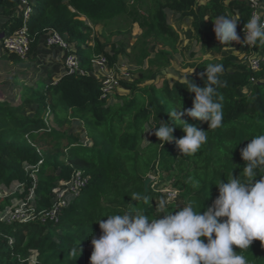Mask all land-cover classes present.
<instances>
[{"label": "trees", "instance_id": "1", "mask_svg": "<svg viewBox=\"0 0 264 264\" xmlns=\"http://www.w3.org/2000/svg\"><path fill=\"white\" fill-rule=\"evenodd\" d=\"M132 1L32 0L27 57L52 28L74 45L86 73L64 72L56 82H22L19 99L2 95L10 81L18 85L19 77L0 86V190L6 192L0 197V264H32L33 258L36 264H90L91 238L101 234L100 219L132 207L153 217L162 214L152 189L143 197L144 180L150 174L162 178L172 164L186 171L189 188L185 203L169 202L168 207L175 211L196 199L201 206L205 204L203 211L218 196L214 181L227 182L232 171L239 176L245 166L240 149L253 136L264 133V44L257 42L254 48L263 57L259 70L237 61L234 55L202 58L194 52L195 61L187 66L193 72L176 80L167 78L161 84L147 83L152 74L169 68L172 56L179 52L181 34L170 22V12L192 19L193 39L201 48L208 53L221 52L225 46L216 39L212 20L219 15L239 16L237 33L243 40L244 23L252 14L248 0ZM19 5L20 0H0V14L8 18L0 33L11 35L23 26V18L16 12ZM143 7L145 16L140 15ZM90 23L102 26L107 36H126L133 23H139L143 32L131 53L124 41L114 43L108 51L106 42L93 36ZM132 52L139 66L149 62V74L123 82L131 91L117 95L115 102L110 101L115 95L103 98L101 81L92 73V60L104 54L115 67L121 56ZM4 56L15 63L24 59L8 52ZM208 63H222L225 69L219 75L224 86H217L223 96L222 126L209 129L207 122L183 117L208 131L207 142L195 155L181 156L175 141L162 145L146 132L159 126V120L167 122L172 108L192 107L195 94L189 93L187 86L192 80L204 86L200 74ZM31 107H35L32 115ZM173 135L179 139L185 133L177 128ZM76 172L88 177V182L56 218L45 217L53 207L57 183L70 180ZM194 179L201 181L199 187L193 185ZM133 194L141 199L132 200ZM25 199L28 205L33 203L29 207L33 219L3 218L15 201ZM244 254L252 264H264V245L259 240Z\"/></svg>", "mask_w": 264, "mask_h": 264}, {"label": "clouds", "instance_id": "2", "mask_svg": "<svg viewBox=\"0 0 264 264\" xmlns=\"http://www.w3.org/2000/svg\"><path fill=\"white\" fill-rule=\"evenodd\" d=\"M212 21L216 39L223 46H232L233 42L264 44V20L258 14L244 23L243 40L237 33L239 16L219 15ZM205 66L200 74L204 86L193 80L187 86L189 93L195 94L192 107L172 108L167 122L159 120V126L146 132L155 135L162 145L175 141L181 156L195 155L207 142L208 131L183 117L207 122L209 129L222 126L223 96L217 86H224L219 80L224 65ZM177 128L185 133L179 139L173 135ZM240 154L245 162L241 174L234 176L232 171L227 182L214 181L218 196L203 211L205 204L201 206L196 199H189L175 211L161 199L159 216L132 207L100 219L101 234L91 238L90 264H252L244 253L255 240L264 245V133L253 136ZM200 183L193 180L195 187ZM131 198L141 199L138 194Z\"/></svg>", "mask_w": 264, "mask_h": 264}, {"label": "rangeland", "instance_id": "3", "mask_svg": "<svg viewBox=\"0 0 264 264\" xmlns=\"http://www.w3.org/2000/svg\"><path fill=\"white\" fill-rule=\"evenodd\" d=\"M131 3H133V1L131 0ZM147 12L145 10V8H141L140 10V15H146ZM173 19V23L175 25V27L180 31V33L182 34L183 38L188 41V44H184V40H182V44H180L179 47V51H181L177 56H172V64L169 68H166L163 72L157 71L154 74H152L149 77V80L147 81V83H157V84H161L165 79L169 78L171 80H176L179 76L191 73L193 71H190V68L187 67L190 63H194V60L192 58V53H189L187 51V47L188 45H190V31L192 33V26L191 23H189V21L185 20V18H179L176 19L175 17L172 18ZM132 22V21H131ZM95 27V31H94V35H97L100 37V39L103 42H106V50L108 49V51H111V46L114 43H120V41H124L126 43V47H127V51L128 53H131L132 50V46L136 44L139 36L142 34L143 29L140 26L139 23H133L132 28H131V33L127 34L126 36L123 35H119L117 33L112 34V35H108L107 36V32L103 30L102 26H98L96 28ZM191 28V29H190ZM104 32V33H103ZM189 37V38H188ZM185 46H184V45ZM184 46V47H183ZM181 48V49H180ZM49 53V50H47L46 46L44 43H42L41 49H40V54H38L37 57L35 58H30V57H26L24 58L21 62H32L33 63V67L35 68L36 72L35 74L38 76H43L44 73L46 71L49 72V74H52V69L55 70L56 66L53 62H48L47 59V55ZM239 58V59H238ZM238 61H244V57H239L238 56ZM30 59V60H28ZM30 61V62H29ZM60 64L62 62H59ZM22 67H24L23 65H21ZM149 62L146 61L144 66H139L137 64V58L136 55L132 52L131 56H121V58L119 59V61L117 62L115 67L109 66L110 69L115 72L116 74H118L121 77V83L124 82H133V81H137L139 80V78L142 75H148L149 71ZM17 66L15 65V71L21 72L20 68L19 70L17 69ZM65 70V69H64ZM144 70L143 73H141L140 71ZM34 71V70H33ZM14 72V70H12L11 68H7L5 66L0 65V86L2 84H4L6 80H3V78H5V76H7V73H12ZM128 74V77H125L124 74ZM183 73V74H182ZM15 75V74H13ZM30 84L28 81H24V84ZM22 82L19 81L18 85L19 88L22 87ZM122 85V84H121ZM17 91V89H16ZM130 88L128 86L127 90H126V94L123 95H127L128 93H130ZM119 92V91H118ZM123 93V92H122ZM120 94V92H119ZM1 95V92H0ZM3 95V93H2ZM117 98V96L115 97V99ZM114 99V98H113ZM34 112V109H30L29 113L32 115ZM148 140L147 138H145L144 143H147ZM172 169L170 170H165L163 172L162 178L156 174H150L149 176H151L153 178L152 182L149 185L150 190L152 189L154 191V199L155 202L157 204H159V201L161 199H164L165 201L169 202H177V203H185L186 200V196L188 193V188H189V183L187 181L186 178V171L181 169L179 164H172ZM61 190L63 191H68L71 190L70 187L66 188V183H57L56 188L54 189V199H53V203L57 202V200L60 198L59 197V193ZM12 191V190H10ZM79 194V193H78ZM77 194V195H78ZM6 195L5 190H0V197ZM76 195V196H77ZM33 194L31 193L27 198L28 199H33L32 198ZM76 196H74L72 193L67 194L66 200L67 202L71 201L72 199H74ZM33 205V203H31ZM32 205H28L27 199H25L24 201H15V203L12 205V209L8 210L7 212H5L2 216L3 218H9V215H12V212L15 214L16 211H20V212H25L29 209V207ZM62 210V209H61ZM60 210V211H61ZM59 211V213H60ZM59 215V214H58ZM32 264H36L35 263V259H32Z\"/></svg>", "mask_w": 264, "mask_h": 264}, {"label": "built area", "instance_id": "4", "mask_svg": "<svg viewBox=\"0 0 264 264\" xmlns=\"http://www.w3.org/2000/svg\"><path fill=\"white\" fill-rule=\"evenodd\" d=\"M32 0H20V5L17 8L18 16L23 18L24 24L21 28L16 30L11 35H5L3 33L2 46L3 49L8 53L16 54L22 58H26L30 52V39L27 29V21L31 18L32 13L34 12L33 5L31 4ZM248 5L252 9V14H258L261 16V19L264 20V1L262 0H248ZM245 33L243 31V39ZM43 42L47 47L56 48L64 51V71L67 74L75 73H86L85 70L81 67V57L76 52L75 47L70 43L67 38L61 34L59 31L49 28L44 36ZM241 45L246 50V55L244 56V63L248 64L253 70H259L262 67L263 57L257 55L254 52L255 44L246 45L243 43H236ZM94 71L92 72L97 78L101 81L102 86V97L109 98L117 94L121 86V77L113 72L109 66V61L104 54H100L94 57L92 60ZM125 77H128V74H124ZM88 182V177L84 176L81 172H76L70 180L61 181L60 183H66V188L70 187L71 190L63 191L59 193V199L57 202L53 203V207L49 212H46L45 217L56 218L59 214V211L65 207L68 202L66 200L67 194L72 193L76 196L81 188ZM34 214L28 209L25 212L16 211L14 214L9 215L7 220L19 219L21 221H28L33 219ZM45 219V218H44Z\"/></svg>", "mask_w": 264, "mask_h": 264}, {"label": "crops", "instance_id": "5", "mask_svg": "<svg viewBox=\"0 0 264 264\" xmlns=\"http://www.w3.org/2000/svg\"><path fill=\"white\" fill-rule=\"evenodd\" d=\"M206 1L208 0H200L201 3H205ZM264 9V5L262 7ZM173 17H175L176 19H179V18H185V20L189 21V23L192 24V19L191 18H186V17H183L181 15H179L178 13L176 12H170V22L174 25L173 23ZM8 18L5 17L3 14H0V27L2 26V24L7 20ZM93 28H94V31H95V27L92 23H90ZM100 27V25H97V27ZM175 27V25H174ZM176 28V27H175ZM177 29V28H176ZM191 29V28H190ZM178 30V29H177ZM179 31V30H178ZM180 32V31H179ZM3 33H0V65L2 66H5L7 68H11L12 70H14V72L12 73H7L8 75L5 76V78H3V80H6V81H10V79H13V76H17L20 78V81L21 82H24V81H28L30 84L28 85H33V84H37L41 81H53V82H56L60 79V77L64 74V51L60 50V49H56V48H50V47H47L46 45V48L47 50H49V53L45 56H47V61L48 62H53L56 66L55 70L52 69V74L50 75L48 71H46L44 73L43 76H38L35 74L36 70L35 68L33 67V63L30 62V63H26V62H13L11 61L10 59H8L6 56H4V54L6 53L2 47V41H1V35ZM181 34V33H180ZM3 38V37H2ZM189 38V37H188ZM182 40H184V44H188V41H187V38L186 40L183 38L182 34H181V40L179 42V47H180V44H182ZM189 40L191 41L190 42V45H188L187 47V51L189 53H194L196 52L197 53V57H202V58H208V57H222V56H226V55H234L236 57V59L239 57H244L246 55V50L244 49L243 46L241 45H237L235 43L232 44V46H225L223 48V50L221 52H211V53H208L205 49L201 48L193 39V34L191 33L190 31V38ZM42 43L43 42V39L40 41V43L38 44L36 50L31 53V55L29 56L30 58H35L38 56V54H40V49H41V46H42ZM183 44V45H184ZM184 45V46H185ZM106 46V45H105ZM183 46V47H184ZM181 49V48H180ZM108 50V49H107ZM181 51H179L177 54H175L176 56L180 53ZM174 55V56H175ZM193 60L195 61V56L193 57ZM239 59V58H238ZM237 59V61H238ZM30 60V59H28ZM59 62H62L61 64ZM242 62V61H241ZM15 65L17 66V69L21 70V72H18V71H15ZM21 65H23L24 67H22ZM190 68V67H189ZM16 69V70H17ZM34 70V71H33ZM164 71V70H163ZM190 71H193L192 68H190ZM15 74V75H13ZM183 74V73H182ZM129 78V77H128ZM5 82V81H4ZM124 82V81H122ZM122 84V83H121ZM18 85L16 86V84L14 85L13 82L10 81V84L8 86V88H6V90H2V93L4 96H14L16 99H19V95H20V88H17ZM128 86H124V85H121L120 88H119V92H117V94L112 97L110 99V101L112 102H115L116 99L115 97L117 95H123V94H126V90H127ZM130 88V87H129ZM17 89V91H16ZM131 90V88H130ZM123 92V93H122ZM114 98V99H113ZM30 109H34L35 110V107H31Z\"/></svg>", "mask_w": 264, "mask_h": 264}, {"label": "water", "instance_id": "6", "mask_svg": "<svg viewBox=\"0 0 264 264\" xmlns=\"http://www.w3.org/2000/svg\"><path fill=\"white\" fill-rule=\"evenodd\" d=\"M3 37V34L1 35V38ZM153 178L151 176H148L145 180H144V188H145V193L143 197H146L148 195V193L150 192V188L149 185L152 182Z\"/></svg>", "mask_w": 264, "mask_h": 264}]
</instances>
